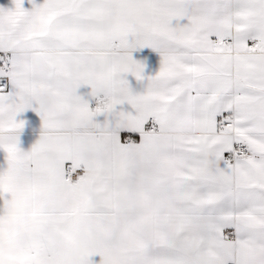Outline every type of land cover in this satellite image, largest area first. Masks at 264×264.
<instances>
[{"label": "snow or ice", "instance_id": "1", "mask_svg": "<svg viewBox=\"0 0 264 264\" xmlns=\"http://www.w3.org/2000/svg\"><path fill=\"white\" fill-rule=\"evenodd\" d=\"M27 4L0 5V264H264V0Z\"/></svg>", "mask_w": 264, "mask_h": 264}, {"label": "crops", "instance_id": "2", "mask_svg": "<svg viewBox=\"0 0 264 264\" xmlns=\"http://www.w3.org/2000/svg\"><path fill=\"white\" fill-rule=\"evenodd\" d=\"M37 2H42V0H37ZM11 0H0V5H4V6H10ZM26 7H31L30 5L27 4V0H26ZM149 50L148 49H144L142 50L141 53H134V55L136 56V58H143L144 56H146L148 54ZM152 62L149 63L148 68L146 69V71H154L156 64V55L155 53H152V57H151ZM88 89L86 87H82L79 92L80 94H85L87 93ZM21 119H25L27 122V127L25 129V132L21 135L20 138V147L27 150L28 148L31 147V144L35 142L36 139L39 138V131H40V120L39 117L36 113L32 112L31 110L21 114ZM5 163H4V154L2 151H0V169H2L3 167H5ZM93 259L95 261H99V257H93Z\"/></svg>", "mask_w": 264, "mask_h": 264}, {"label": "clouds", "instance_id": "3", "mask_svg": "<svg viewBox=\"0 0 264 264\" xmlns=\"http://www.w3.org/2000/svg\"><path fill=\"white\" fill-rule=\"evenodd\" d=\"M42 100L45 102L46 107H51L54 102L58 100V97L53 95L52 93H42L41 94Z\"/></svg>", "mask_w": 264, "mask_h": 264}]
</instances>
